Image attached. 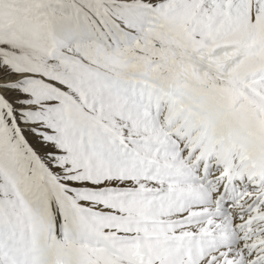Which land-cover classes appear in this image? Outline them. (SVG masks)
Instances as JSON below:
<instances>
[{
	"label": "snow or ice",
	"instance_id": "obj_1",
	"mask_svg": "<svg viewBox=\"0 0 264 264\" xmlns=\"http://www.w3.org/2000/svg\"><path fill=\"white\" fill-rule=\"evenodd\" d=\"M0 264H264V0H0Z\"/></svg>",
	"mask_w": 264,
	"mask_h": 264
}]
</instances>
